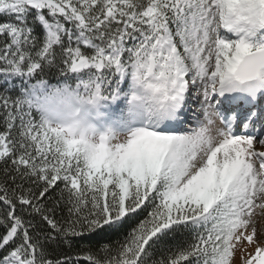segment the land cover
<instances>
[{"label": "snow or ice", "instance_id": "6c2138e0", "mask_svg": "<svg viewBox=\"0 0 264 264\" xmlns=\"http://www.w3.org/2000/svg\"><path fill=\"white\" fill-rule=\"evenodd\" d=\"M0 17V83L7 93L22 80L18 98L0 96L11 181L0 183V264H77L36 238V215L61 243L139 221L115 256L105 245L88 264H149L181 234L190 239L152 264H264V0H0ZM58 57L77 81L58 83L105 107L127 98L107 114L115 134L89 151L35 103L49 82L31 80Z\"/></svg>", "mask_w": 264, "mask_h": 264}, {"label": "trees", "instance_id": "16d2710c", "mask_svg": "<svg viewBox=\"0 0 264 264\" xmlns=\"http://www.w3.org/2000/svg\"><path fill=\"white\" fill-rule=\"evenodd\" d=\"M0 19H3V17H0ZM34 28V34L42 41L43 36L45 34V30L43 29V26L36 22L35 24L31 23L30 18V25ZM67 27H71V25H67ZM4 37H0V47H3V40ZM182 49V48H181ZM84 51L90 52V49L83 48ZM59 51V49H58ZM0 67H3V64L0 63ZM65 66L60 61L59 57L52 65H46L43 68V72L40 70L37 71V73L33 76L31 82H35L37 79H45L49 83L55 82L58 83L61 80L67 79L73 84L76 83V77L75 74H61V69H63ZM83 78H87L86 70L85 73L82 74ZM3 80L2 74H0V81ZM114 82V81H113ZM14 83L18 85V87L11 89L7 93H5V85L3 83H0V96L8 95L12 97L13 100L18 98L21 95V88L19 85L22 84L21 78H15ZM122 88L124 90L127 89V83ZM14 110V109H13ZM7 116V110L3 107V104L0 103V133H3L7 130V125L5 123ZM32 119L35 122L39 121V113L35 110L32 111ZM19 118H17L13 130V134L19 138ZM10 163V162H9ZM6 172V165L5 163L0 160V183H3L6 179H9L5 175ZM9 179V183H10ZM19 179H17V183H19ZM27 182L25 183V187H27ZM62 187V185H61ZM57 198L58 197H54ZM46 207L51 209L52 208V201L49 200L46 204ZM55 217L57 219H62L66 215V209L62 205H58L55 208ZM3 217V206L0 205V219ZM27 219H31L34 226H35V234L36 238L39 239L44 247L49 251V253L55 254L56 258L60 259L63 258V256H71L77 259V264H88V261L85 259L86 253L91 251L93 253H99L101 256L104 254L101 249L106 245L109 250L111 251V254L115 256V249H117L121 244L124 243L126 237L128 236V233L131 231L132 227H135L136 223L139 221L133 222L128 228L122 229L119 231H115L112 233L104 234L103 236H91L85 239H81L79 237L73 238V241L68 243H61L59 240H46L45 236L48 235L51 230L49 228V225L41 219L39 215H36L34 217L32 216H26ZM140 219H143V217H140ZM4 228L3 226H0V234H3ZM51 235L55 237V233L51 232ZM190 239L186 234L177 235L175 239H169L165 243H162L159 245L157 249H155L150 257L149 264H152L153 261L163 259L166 254L171 255V251H175L177 246L183 245L186 240ZM171 250V251H170ZM49 259L53 258V255L48 256Z\"/></svg>", "mask_w": 264, "mask_h": 264}, {"label": "clouds", "instance_id": "9594fccd", "mask_svg": "<svg viewBox=\"0 0 264 264\" xmlns=\"http://www.w3.org/2000/svg\"><path fill=\"white\" fill-rule=\"evenodd\" d=\"M37 95L35 103L42 118L59 129L64 138L79 141L85 151L115 134L112 125L103 119L105 106L74 87L63 82L47 83Z\"/></svg>", "mask_w": 264, "mask_h": 264}, {"label": "rangeland", "instance_id": "374dc122", "mask_svg": "<svg viewBox=\"0 0 264 264\" xmlns=\"http://www.w3.org/2000/svg\"><path fill=\"white\" fill-rule=\"evenodd\" d=\"M182 51V49H180ZM194 91V89H193ZM126 97L125 98H121V100L115 102L114 104H108L106 107H104L102 110L103 112L106 113V115L104 116V120L106 122H109L108 119L106 118L107 117V114H109L110 112H119L122 108H125L126 106ZM193 109H198L199 105L197 102H193V105H192ZM202 118V116H201ZM214 120H215V124L212 127L213 129V134L215 133V129L216 128H222L223 127V124L222 122L219 120V118H216L214 117ZM121 139H123V136H121ZM258 149H259V145L256 146ZM259 222L260 223H264V217H260L259 218ZM236 260H237V264H239V260H240V256L239 254L236 255Z\"/></svg>", "mask_w": 264, "mask_h": 264}]
</instances>
